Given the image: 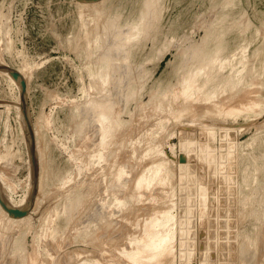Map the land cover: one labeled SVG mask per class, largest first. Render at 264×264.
I'll return each mask as SVG.
<instances>
[{"label":"rangeland","instance_id":"1","mask_svg":"<svg viewBox=\"0 0 264 264\" xmlns=\"http://www.w3.org/2000/svg\"><path fill=\"white\" fill-rule=\"evenodd\" d=\"M83 6L0 0V66L25 79L47 163L27 222L0 213V264H146L141 242L168 210L172 252L148 264H264V0H108L100 18ZM216 43L233 89L222 79L184 99L188 57ZM103 62L106 87L94 76ZM4 74L0 180L22 208L33 169L20 90ZM104 101L106 144L96 122Z\"/></svg>","mask_w":264,"mask_h":264},{"label":"bare ground","instance_id":"2","mask_svg":"<svg viewBox=\"0 0 264 264\" xmlns=\"http://www.w3.org/2000/svg\"><path fill=\"white\" fill-rule=\"evenodd\" d=\"M152 1V0H151ZM227 1V0H226ZM224 2V1H223ZM231 3V2H230ZM229 3V4H230ZM221 6V5H220ZM108 0H101V1H99V2H97V3H91V4H86V3H84V6H83V11L85 10V11H87V12H89V14L91 13V14H93V16H96L97 18H100V17H102L103 15L104 16H107L108 15ZM150 7V6H149ZM153 8V7H152ZM219 8V7H218ZM144 9V8H143ZM84 13V12H83ZM106 14V15H105ZM145 14V13H144ZM144 14H143V16H144ZM244 15V14H243ZM113 16H115V15H113ZM95 17V18H96ZM118 17V16H117ZM104 18V17H103ZM107 18V17H106ZM105 18V19H106ZM83 19V18H82ZM93 19H94V17H93ZM102 19V18H101ZM120 19V18H119ZM143 19V18H142ZM140 20L141 19H139V21H138V23L136 24V26H135V28H134V30H136V33H139V31H141L140 29ZM79 21H81V20H79ZM95 21V20H94ZM143 21V20H142ZM141 21V22H142ZM218 21H220V20H218ZM217 21V22H218ZM224 22V21H223ZM240 22V21H239ZM114 23V22H113ZM115 23H117V22H115ZM231 23V22H230ZM244 23V22H243ZM95 24H97V23H95ZM117 25V24H116ZM238 25V24H237ZM94 26H96V25H94ZM107 26V25H106ZM210 26V25H209ZM212 26V25H211ZM210 26V27H211ZM241 26V25H240ZM104 27V26H103ZM117 27V26H116ZM142 27V26H141ZM239 27V26H238ZM93 28V27H92ZM101 28V27H100ZM105 28V27H104ZM118 29V28H117ZM132 29V28H131ZM119 30V29H118ZM211 30V29H210ZM98 31V30H97ZM133 32V31H132ZM245 32V31H244ZM98 33V32H97ZM113 34V33H112ZM209 34V33H208ZM242 34V33H241ZM122 35V34H121ZM104 36V35H103ZM214 36V35H213ZM212 36V37H213ZM144 37V36H143ZM83 38V37H82ZM203 38H206V36L205 37H203ZM209 38V37H208ZM84 39V38H83ZM90 39V38H89ZM88 38H87V40H89ZM126 39V38H125ZM213 39V38H212ZM129 40V39H128ZM132 40V39H131ZM171 40V39H170ZM90 41V40H89ZM109 41V40H108ZM214 42V41H213ZM212 42V43H213ZM220 42V41H219ZM94 43V42H93ZM126 43H128V42H126ZM205 43V42H204ZM201 44V43H200ZM202 45V44H201ZM86 46H87V43H86ZM190 46V45H189ZM203 46H204V44H203ZM91 47V46H90ZM93 47V46H92ZM97 47V46H96ZM119 48V47H118ZM202 49V48H201ZM209 51L207 52V54H205V55H203V54H201L200 53V55L198 56L197 54H194V55H192L191 54V56L190 57H188V59H190V61L192 60L193 62H192V64H191V66L189 67V69H188V72H187V75H186V77H184L183 78V80L181 81V83H180V88H181V96L182 97H185L184 99H190V98H192V93L194 94L195 92H197V93H195L194 95L196 96V95H199V96H202V95H200L201 94V92H202V90L204 91L205 89H207V90H214L215 89V86L217 85H219L220 83L219 82H222V79H224L225 80V85H227L228 83H229V85H230V82L229 81H231V80H229V77H233V76H231L230 75V73H231V70L232 69H228V70H226V68H227V66L226 67H224V60H222V59H220L219 58V56L221 55L220 54V46H219V43H216V44H214L210 49H208ZM94 51V50H93ZM86 52V51H85ZM193 52V51H192ZM198 52V51H197ZM244 54V53H243ZM196 55V56H195ZM219 55V56H218ZM116 56V55H115ZM189 56V55H188ZM242 59V58H241ZM108 60V59H107ZM225 60H227V59H225ZM105 62H106V60H104ZM127 61H128V59H127ZM183 61V60H182ZM243 62H244V60H242ZM241 61V62H242ZM108 62V61H107ZM110 62V61H109ZM114 62V61H113ZM101 63V62H100ZM111 63V62H110ZM122 63V62H121ZM190 62L188 61V64H189ZM229 63H230V61H229ZM229 63H228V65H229ZM114 64V63H113ZM188 64H187V62H186V66H188ZM232 64V63H231ZM240 64H242V63H240ZM110 65V64H109ZM115 65V64H114ZM190 65V64H189ZM216 65V66H215ZM1 66H3V65H1ZM5 66V65H4ZM89 66V65H88ZM243 66H245V64L243 65ZM104 68V70L106 71L108 68H107V64H105L104 62L100 65V68H99V72H97L96 73V75H94V76H96V78L98 79V81L101 83V87H103V86H105V84H107L106 82H107V78L109 77L108 76V73H105V72H103V71H101L102 69ZM107 68V69H106ZM233 68V67H232ZM248 68V67H247ZM247 68H246V72H247ZM243 70H245V67H244V69ZM242 69H241V71H240V73L243 71ZM139 71V70H138ZM233 71V70H232ZM107 72V71H106ZM238 71H236V73H237ZM245 72V73H246ZM0 73H2V75H5L4 73H6V74H8L9 76H10V74L7 72V71H2V70H0ZM104 73V74H103ZM185 74V73H184ZM235 74V73H234ZM92 75V74H91ZM221 75V77L218 79V81L216 80V78L217 77H219V76ZM238 75V74H237ZM237 75H235V76H237ZM22 77H23V75H21ZM182 76V75H181ZM184 76V75H183ZM11 77V76H10ZM244 76H242V78H243ZM12 78V77H11ZM177 78V77H176ZM237 78H238V76H237ZM13 79V78H12ZM91 79V78H90ZM109 79V78H108ZM234 79H236V78H233V80ZM93 80H95V79H93ZM97 81V82H98ZM14 82H15V84L17 85V87H18V91L20 90V87H19V83L17 82V81H15L14 80ZM224 82V81H223ZM241 82H242V80H241ZM142 84V83H141ZM232 84V83H231ZM239 83H236L235 85H238ZM243 84V83H242ZM110 85V84H109ZM100 86V85H99ZM231 86V85H230ZM106 87V86H105ZM219 87V86H218ZM218 87L216 88L217 90H219L218 89ZM222 86L220 85V87L219 88H221ZM223 87H224V85H223ZM232 87V86H231ZM176 88V87H175ZM98 89V88H97ZM103 89V88H102ZM105 89V88H104ZM228 89V88H227ZM229 89H231L230 87H229ZM228 89V90H229ZM232 89H233V87H232ZM194 90V92H192ZM221 90V89H220ZM98 91H100V90H98ZM107 91V90H106ZM216 91V90H215ZM215 91H213V92H211V98H213V96H215V95H213L214 93H215ZM223 89H222V91H221V93H223ZM105 92V91H104ZM192 92V93H191ZM97 93V92H96ZM100 93V92H99ZM113 93V92H112ZM180 93V92H179ZM190 93V94H189ZM200 93V94H199ZM218 93V92H217ZM216 93V95L218 96V94L220 93V91H219V93L217 94ZM220 93V94H221ZM94 94V93H93ZM203 94V93H202ZM206 94V93H205ZM208 94H209V92L206 94L207 96H208ZM204 95V94H203ZM205 95V96H206ZM194 96V97H195ZM204 96V97H205ZM206 96V97H207ZM216 96V97H217ZM209 97H210V95H209ZM116 99V98H115ZM115 99H113V100H115ZM154 99V98H153ZM107 101H109L110 102V104H112V103H114L115 101H112V99H107ZM106 101V102H107ZM92 102V101H91ZM108 103V102H107ZM118 103V102H117ZM116 104V103H115ZM88 105V104H87ZM86 105V106H87ZM90 105V104H89ZM96 105H98V104H96ZM85 106V107H86ZM94 106V105H93ZM98 113H97V117H96V122H97V125H99V127L97 128V126H96V128L97 129H99V132H101L100 133V135H102V137L100 138L101 139V141L103 142V141H105L104 140V138L105 137H107L108 136V134L107 133H109L110 134V132H109V119H110V115H108V110H107V107H106V104H105V101H104V103L102 104H99L98 105ZM114 108V107H113ZM75 110V109H74ZM113 110V109H112ZM115 111V110H114ZM20 113V117H21V121H22V126H23V119H22V116H21V111L19 112ZM113 113V112H112ZM79 116V115H78ZM89 118V117H88ZM87 118V119H88ZM114 118V117H113ZM73 119V118H72ZM115 119V118H114ZM82 120V119H81ZM80 120V121H81ZM116 120V119H115ZM113 121V120H112ZM95 122V121H94ZM96 122H95V124H96ZM38 123V122H37ZM88 123V122H87ZM115 123V122H114ZM112 124V123H111ZM75 125V124H74ZM116 125V124H115ZM37 126V124H33V134H34V138H35V147H36V151H37V159H38V165H39V172H38V177H37V182H36V179H35V176H34V174H33V180H32V186H31V192H30V195H31V193L34 191V190H36V195H35V200H34V204H33V208L31 209V211L30 212H32V211H34L35 210V208H36V201H37V198H38V195L40 194V192H41V189H42V182H43V180H44V178H45V174H46V166H47V163H46V159H45V154H44V150H43V148H41L40 146V141H41V139H43V138H41V134H40V132H39V130H38V128L36 127ZM94 126V125H93ZM116 127V126H115ZM112 128V127H111ZM111 128H110V130H111ZM81 129V128H80ZM24 130V129H23ZM116 130V129H115ZM120 132V131H119ZM114 133V132H113ZM112 134V133H111ZM25 135V134H24ZM99 135V136H100ZM113 136L115 135V133L114 134H112ZM109 138L111 137L110 135L108 136ZM118 137V136H117ZM114 137H112V139H113ZM99 139V140H100ZM106 141H108V140H106ZM111 141V140H110ZM113 141V140H112ZM98 142V141H97ZM103 143H105V142H103ZM108 143H109V141H108ZM115 143V142H114ZM113 143V144H114ZM41 144H42V142H41ZM95 144V143H94ZM106 144V143H105ZM44 145V144H43ZM102 145V144H101ZM101 145H99V147L101 146ZM104 145V144H103ZM111 145V144H110ZM109 146V145H108ZM43 147V146H42ZM107 147V146H106ZM108 148V147H107ZM104 149H105V147H104ZM104 149H102V150H104ZM47 150V149H46ZM99 150H100V148H99ZM97 151V150H96ZM99 152H101V151H99ZM46 153V152H45ZM203 153V152H202ZM100 155V154H99ZM103 155V154H102ZM231 155V154H230ZM100 157V156H99ZM205 157V156H204ZM96 159V158H95ZM202 159H203V154H202ZM254 159V158H253ZM222 161V160H221ZM219 162V161H218ZM92 163V162H91ZM116 164V163H115ZM162 168V167H161ZM159 170H161L162 171V169H160V166H159V168L157 167L154 171L155 172H153V171H151V172H153V173H158L159 172ZM103 171V170H102ZM148 171V170H147ZM160 171V172H161ZM121 172V171H120ZM149 172H150V170H149ZM144 173V172H143ZM147 173V172H146ZM152 173V174H153ZM163 173H164V171H163ZM245 173V172H244ZM117 174V173H116ZM122 174H123V172H122ZM151 174V179H153L152 177H154L153 175ZM147 175H148V173H147ZM98 176V175H97ZM122 176V175H121ZM120 177V176H119ZM143 177V176H142ZM150 177V176H149ZM156 177H157V175H156ZM155 177V178H156ZM139 178H141V177H139ZM138 178V179H139ZM159 178V177H158ZM254 178V177H253ZM162 179V178H161ZM166 179V178H165ZM164 179V180H165ZM193 179V178H192ZM229 179H230V177H229ZM117 180V179H116ZM142 180H145V179H142ZM150 182H151V180L150 179H148ZM158 180H160V179H158ZM163 180V179H162ZM198 180V179H197ZM95 181V180H94ZM148 181V182H149ZM228 181V180H227ZM242 181H244V180H242ZM189 182V181H188ZM191 182V181H190ZM5 185V184H4ZM3 185V183H2V181L0 180V193H1V196H2V198H3V200L5 201V203L7 204V205H9L10 207H12V208H17L18 209V207L20 206V205H22V203L20 202L19 204H10L8 201H7V199H6V197H5V192H3V190L5 191V186ZM85 185V184H84ZM141 185V180H139V181H137L136 182V187H138V186H140ZM148 185H149V183H148ZM146 186V185H145ZM150 186V185H149ZM147 187V186H146ZM179 187V186H178ZM180 188V187H179ZM201 188V187H200ZM77 189V188H76ZM202 189V188H201ZM225 189V188H224ZM228 189V188H227ZM246 189V188H245ZM190 190V189H189ZM252 190V189H251ZM193 192V191H192ZM202 192L204 193V191H203V189H202ZM230 193H232V192H230ZM78 194V193H77ZM195 194V193H194ZM74 195H76V194H74ZM74 195H72V197L74 196ZM228 195V194H227ZM199 196V195H198ZM204 196V195H203ZM78 197H80V196H78ZM23 198V197H22ZM30 198V197H29ZM69 198V197H68ZM75 198V197H74ZM198 198V197H197ZM40 199V198H39ZM180 199V198H179ZM22 200V199H21ZM28 201H29V199H27ZM67 200V199H66ZM203 200V199H202ZM28 201H26V203L28 202ZM228 201V200H227ZM204 202V201H203ZM26 203L24 204V206L26 205ZM38 203V202H37ZM183 203V202H182ZM201 203V202H200ZM233 203V202H232ZM67 204V203H66ZM121 205V204H120ZM193 205V204H192ZM203 206V205H202ZM219 206V205H218ZM54 207V206H53ZM201 207V206H200ZM220 207V206H219ZM70 208V207H69ZM165 210V209H164ZM216 210V209H215ZM182 211V210H181ZM30 212L28 213V214H30ZM0 213H1V215L3 216V218H5V220H7L11 225L13 224V225H16L17 224V226H18V223H21V222H24V221H26L27 219H26V217H27V215L25 216V217H22V218H19V219H14V218H11V217H9L8 216V214L1 208V206H0ZM162 213V212H161ZM183 214V213H182ZM1 216V217H2ZM55 217V216H54ZM26 220H25V219ZM174 218V217H173ZM22 220H24V221H22ZM173 219H172V217L170 216V212H169V210H168V212H163L162 213V215L160 216V218L159 219H156V218H152L151 220H150V230L149 231H146V233H145V236H144V239L142 240V242H141V246L139 247V250H140V252H142L143 253V255L140 257L141 259H140V261H142V262H144V263H146V264H148V263H150V262H153L155 259L157 260V258H159V256H161V255H164L165 253H167V252H172L171 250V248L172 247H169L167 244L169 243V241L171 240V242H172V239H174V237H173V235H172V232H173V228L171 227V228H169L170 226H171V224H170V226H169V222L170 223H172L173 221H172ZM220 221V220H219ZM27 222V221H26ZM173 224V223H172ZM12 225V226H13ZM46 225V224H45ZM167 225L169 226L168 228H169V230L167 231L166 230V227H167ZM20 226V225H19ZM22 226V225H21ZM163 228V229H161L162 230V233L161 232H159L158 231V228ZM160 230V229H159ZM166 230V231H165ZM165 231V232H164ZM180 232H182V230L180 231ZM199 233V232H198ZM187 236V235H186ZM171 237H173V238H171ZM177 241V240H176ZM170 242V243H171ZM169 243V244H170ZM201 244V243H200ZM203 244V243H202ZM206 246V245H205ZM171 249V250H170ZM191 249V248H190ZM169 252V253H170ZM161 258H162V256H161ZM152 264V263H151ZM162 264V263H161Z\"/></svg>","mask_w":264,"mask_h":264},{"label":"water","instance_id":"3","mask_svg":"<svg viewBox=\"0 0 264 264\" xmlns=\"http://www.w3.org/2000/svg\"><path fill=\"white\" fill-rule=\"evenodd\" d=\"M78 1V0H77ZM101 0H82V2L86 4L91 3H97ZM0 70L7 71L10 76L13 78V80L17 81L19 83L20 91H19V99H20V110H21V116L23 119V127H24V134L25 138L27 140V145L29 147V154H30V160L31 165L33 169V174L35 176L36 182L38 177V170L39 166L37 165V159H36V147H35V138L33 134V127L30 119V115L27 108L26 103V92H27V85L25 82V79L19 74V72L6 67V66H0ZM36 190H34L29 198V201L26 203L25 206L22 208H12L9 205L5 203L3 200L1 193H0V206L1 208L8 214L9 217L14 219H19L22 217H25L33 208L34 200H35Z\"/></svg>","mask_w":264,"mask_h":264}]
</instances>
